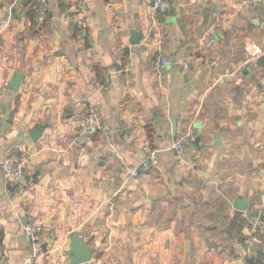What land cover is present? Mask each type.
<instances>
[{
    "label": "crops",
    "instance_id": "1",
    "mask_svg": "<svg viewBox=\"0 0 264 264\" xmlns=\"http://www.w3.org/2000/svg\"><path fill=\"white\" fill-rule=\"evenodd\" d=\"M154 1L46 0L44 14L39 0H0V160L29 155L14 184L0 169V264L25 263L29 223L43 228L38 264H69L73 231L93 249L86 264H264V6L239 0L234 22L203 24L222 0ZM158 53L171 65L157 70ZM91 107L101 123L85 134ZM173 116L177 135H195L181 153Z\"/></svg>",
    "mask_w": 264,
    "mask_h": 264
},
{
    "label": "built area",
    "instance_id": "2",
    "mask_svg": "<svg viewBox=\"0 0 264 264\" xmlns=\"http://www.w3.org/2000/svg\"><path fill=\"white\" fill-rule=\"evenodd\" d=\"M41 1V11L45 14L48 11V4L46 0ZM264 5V0L259 1ZM154 6L158 11H165L167 9V2L165 0H155ZM86 35V30L82 29L79 33V39H84ZM257 54H264V48H259ZM172 63L170 56L164 53H158L154 59V65L157 70H162L167 68ZM185 67H189L188 63L184 64ZM101 123V115L96 108L91 107L84 115L80 124V131L85 134H92L97 131ZM195 138L194 134H181L175 137L173 147L179 152H183L186 147ZM29 155L24 151H10L5 154L0 160V169L3 178L9 184H14L19 181V179L25 173L27 168ZM157 152L153 151L147 158V162H143V165L156 164L157 163ZM128 171L131 175L138 176L140 174L139 166L129 165ZM262 225V220L260 217L256 218L252 226V238L253 240L260 241V226ZM27 234L30 236L33 243V250L27 256L24 264H38L40 258L45 253V248L42 242L43 228L37 223H29L25 226Z\"/></svg>",
    "mask_w": 264,
    "mask_h": 264
},
{
    "label": "water",
    "instance_id": "3",
    "mask_svg": "<svg viewBox=\"0 0 264 264\" xmlns=\"http://www.w3.org/2000/svg\"><path fill=\"white\" fill-rule=\"evenodd\" d=\"M143 37V30L142 29H132L131 30V38L130 42L132 44H139L141 42V39ZM258 62L261 66H264V54L259 55ZM23 79V72L21 70L16 71L13 76L11 77L10 82L8 83V89L7 94L9 96H14L17 91H19L21 87ZM9 101V98L7 102ZM8 113H11V110L8 111ZM172 122V135L176 136L178 133V121L173 116L170 118ZM6 129L5 124L0 123V133L2 130ZM44 125L39 124L32 128H30L27 131V134L30 136V138L33 141H38L43 134ZM24 143V140H18L13 146L12 149H14L17 145ZM196 145V143H193ZM247 202H248V196L246 195H240L238 196L233 203L234 208L238 210H246L247 209ZM25 220V219H24ZM25 224L26 221H25ZM68 254L70 261L69 264H86L87 262L91 261L93 259V249L90 245L87 244L84 237L78 232L73 231L70 234V248L66 251Z\"/></svg>",
    "mask_w": 264,
    "mask_h": 264
},
{
    "label": "rangeland",
    "instance_id": "4",
    "mask_svg": "<svg viewBox=\"0 0 264 264\" xmlns=\"http://www.w3.org/2000/svg\"><path fill=\"white\" fill-rule=\"evenodd\" d=\"M224 4L225 11L220 12L219 14H215L213 12H208V14H204L201 16V20L203 24H209L210 22L218 24L224 21H235V18L237 17L236 12L238 14L243 13V10L236 9L232 3L233 2H240L239 0H222ZM260 1V0H259ZM258 0H247V2L244 4V10L248 8V10H257L259 7L264 6L261 4ZM234 11V12H232Z\"/></svg>",
    "mask_w": 264,
    "mask_h": 264
},
{
    "label": "trees",
    "instance_id": "5",
    "mask_svg": "<svg viewBox=\"0 0 264 264\" xmlns=\"http://www.w3.org/2000/svg\"><path fill=\"white\" fill-rule=\"evenodd\" d=\"M81 30H82V28H76L75 29V36L76 37H78L79 36V33L81 32ZM79 38V37H78ZM84 39H85V37H84ZM12 151H16V149H14V150H12ZM252 226H253V221H252ZM238 234H239V232H238ZM238 238H239V236H238ZM256 246V244L255 245H253V247H255ZM249 261H250V259H249Z\"/></svg>",
    "mask_w": 264,
    "mask_h": 264
}]
</instances>
